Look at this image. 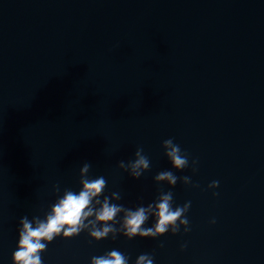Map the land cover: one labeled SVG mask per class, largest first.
Returning a JSON list of instances; mask_svg holds the SVG:
<instances>
[{
    "label": "water",
    "instance_id": "95a60500",
    "mask_svg": "<svg viewBox=\"0 0 264 264\" xmlns=\"http://www.w3.org/2000/svg\"><path fill=\"white\" fill-rule=\"evenodd\" d=\"M167 139L188 168H172ZM138 148L150 168L133 179L118 165ZM85 163L125 208L167 191L173 207L191 201L190 230L61 236L43 264L113 249L129 264L145 253L154 264H264V0H0V264H12L21 218L43 219L80 190ZM162 171L192 183L158 185Z\"/></svg>",
    "mask_w": 264,
    "mask_h": 264
},
{
    "label": "clouds",
    "instance_id": "9594fccd",
    "mask_svg": "<svg viewBox=\"0 0 264 264\" xmlns=\"http://www.w3.org/2000/svg\"><path fill=\"white\" fill-rule=\"evenodd\" d=\"M163 148L165 156L177 172L189 167L188 154L182 152L173 139L165 140ZM197 163L196 160L192 161L193 173L197 171ZM90 167V164L85 163L80 169V190L77 192L66 189L43 219L33 217L30 220L27 216L21 218L18 246L12 255V264H43L41 254L46 251L49 243L61 236L66 240L71 239L84 231L88 232L92 241L100 242L109 236L115 239L118 234L128 240L137 237L156 239L169 232L175 235L181 228L185 233L190 230L186 214L191 207V201L183 206L173 207V193L167 191L162 192L147 206L125 208L115 203L121 199L119 192H113L110 196L104 195L107 180L103 176L90 178ZM118 167L128 172L133 179H139L149 170L150 161L143 154V148H138L133 161H120ZM178 180L186 186L192 183L190 176L177 177L172 171H162L155 176L158 185L166 183L170 188L175 187ZM218 187L217 180L208 185L214 195H217L214 190ZM55 191L59 192L58 185L55 186ZM121 215L122 219H118ZM150 218L154 223L145 227ZM211 223L214 224L215 220ZM91 264H129V258L119 250L113 249L104 255L94 256ZM135 264H154L153 256L141 254Z\"/></svg>",
    "mask_w": 264,
    "mask_h": 264
}]
</instances>
